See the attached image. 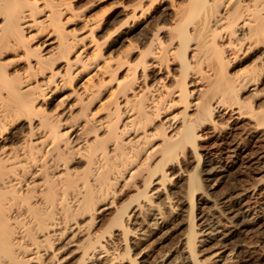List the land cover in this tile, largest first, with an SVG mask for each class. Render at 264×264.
I'll return each instance as SVG.
<instances>
[{"label":"bare ground","instance_id":"1","mask_svg":"<svg viewBox=\"0 0 264 264\" xmlns=\"http://www.w3.org/2000/svg\"><path fill=\"white\" fill-rule=\"evenodd\" d=\"M100 1L0 0V264H261L264 0Z\"/></svg>","mask_w":264,"mask_h":264},{"label":"rangeland","instance_id":"2","mask_svg":"<svg viewBox=\"0 0 264 264\" xmlns=\"http://www.w3.org/2000/svg\"><path fill=\"white\" fill-rule=\"evenodd\" d=\"M102 1H103V3H102ZM102 1H100L99 3H97V5L95 4V5H94L95 8L93 7V9L91 10V12H95V13H97V11H98V12H99V11L101 12L102 10H104V9H102V8L105 7L106 2H107V4L110 3L108 0H102ZM104 2H105V3H104ZM100 4L102 5V7H100V6H101ZM109 5H110V4H109ZM109 5H106V8L109 7ZM97 8H98L99 10H97ZM100 8H101V10H100ZM95 9H96V10H95ZM100 12H99V13H100ZM72 26H73V25L71 24L70 27H72ZM221 121H222V120H221ZM223 121H224V119H223ZM250 171H251V170H249V171L247 170L246 172H244V174H243L242 176H240V178L237 177L236 175H232L231 178H234L237 182H236L234 179H231L230 177H229V180H228V178H227V180L222 181L221 183H222L223 185L220 184V183L217 185V187L219 188V189L216 188V189H217V192H221V190H222V192H227V191L230 190V188H232V185H233L234 183H235V184H236V183L238 184V183L244 182V181L246 180V178H247V179H250V178L253 176V172L251 171V173H250ZM247 172H248V174H246ZM249 173H250V174H249ZM249 175H250V176L252 175V176L249 177ZM247 176H248L249 178H248ZM236 177H237V178H236ZM244 177H245V178H244ZM242 178H244V179H243L244 181L242 180ZM230 179H231V180H230ZM233 180H234V181H233ZM240 180H241V181H240ZM238 181H239V182H238ZM225 182H226V183H225ZM231 183H232V184H231ZM228 184H229V185H228ZM230 186H231V187H230ZM229 187H230V188H229ZM226 188H227V189H226ZM224 189H226V191H225ZM260 230H262V231L260 232ZM254 231H255V230L251 231L249 234L247 233V235H249V236H253V237L255 236V237H256V238H255V237H254V238L251 237V238H253V239H252V240H253L252 243L254 242L253 244L256 245L255 248H254V251L251 253V254H253L254 252H256V253L254 254L255 256H254V257L251 256V257H253L252 259L256 261L257 259H255V258L258 257L257 253L261 251V250L259 251V249L262 247V242H264V241H263V239H264V236H263V235H264V231H263L262 228L259 229V230H256L255 232H254ZM258 232H259V233H258ZM253 233H255V234H253ZM258 234H260L259 236H261V237L257 236ZM249 236L244 235L243 237H244V239L247 241V239H248V240L250 239ZM245 237H246V238H245ZM247 237H248V238H247ZM257 237H259V239L261 238V239H260L261 242H260V240H259ZM262 238H263V239H262ZM256 239H257V240H256ZM250 240H251V239H250ZM250 242H251V241H250ZM256 242H257L258 245L256 244ZM258 242H260V243H258ZM256 248H257V249H256ZM258 248H259V249H258ZM257 250H258V251H257ZM256 256H257V257H256ZM257 261H258V260H257ZM263 261H264V260H261V261H260L261 264H264Z\"/></svg>","mask_w":264,"mask_h":264}]
</instances>
